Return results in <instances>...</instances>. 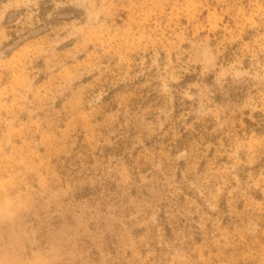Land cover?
Returning a JSON list of instances; mask_svg holds the SVG:
<instances>
[{
	"label": "rangeland",
	"instance_id": "374dc122",
	"mask_svg": "<svg viewBox=\"0 0 264 264\" xmlns=\"http://www.w3.org/2000/svg\"><path fill=\"white\" fill-rule=\"evenodd\" d=\"M0 264H264V0H0Z\"/></svg>",
	"mask_w": 264,
	"mask_h": 264
}]
</instances>
